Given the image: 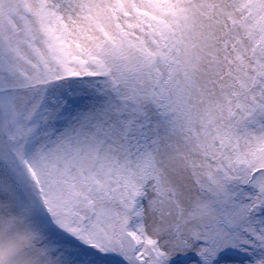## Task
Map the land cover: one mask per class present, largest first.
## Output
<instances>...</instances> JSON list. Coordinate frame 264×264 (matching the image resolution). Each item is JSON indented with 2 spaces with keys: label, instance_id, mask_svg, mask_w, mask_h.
<instances>
[{
  "label": "snow or ice",
  "instance_id": "1",
  "mask_svg": "<svg viewBox=\"0 0 264 264\" xmlns=\"http://www.w3.org/2000/svg\"><path fill=\"white\" fill-rule=\"evenodd\" d=\"M0 264H264V0H0Z\"/></svg>",
  "mask_w": 264,
  "mask_h": 264
}]
</instances>
